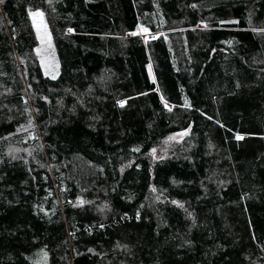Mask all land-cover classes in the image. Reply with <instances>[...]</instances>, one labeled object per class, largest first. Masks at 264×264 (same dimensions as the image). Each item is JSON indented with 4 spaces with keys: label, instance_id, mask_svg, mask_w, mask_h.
Listing matches in <instances>:
<instances>
[{
    "label": "trees",
    "instance_id": "obj_1",
    "mask_svg": "<svg viewBox=\"0 0 264 264\" xmlns=\"http://www.w3.org/2000/svg\"><path fill=\"white\" fill-rule=\"evenodd\" d=\"M42 263L264 264V0H0V264Z\"/></svg>",
    "mask_w": 264,
    "mask_h": 264
},
{
    "label": "rangeland",
    "instance_id": "obj_2",
    "mask_svg": "<svg viewBox=\"0 0 264 264\" xmlns=\"http://www.w3.org/2000/svg\"><path fill=\"white\" fill-rule=\"evenodd\" d=\"M30 17L36 38V46L33 53L38 60L43 76L49 79H56L59 73V63L46 18L40 11L31 13ZM145 36L141 35L142 38H145ZM152 37L150 36V38Z\"/></svg>",
    "mask_w": 264,
    "mask_h": 264
}]
</instances>
